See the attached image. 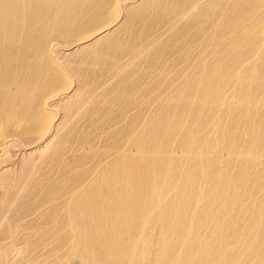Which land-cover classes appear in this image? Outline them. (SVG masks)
<instances>
[{"label": "bare ground", "instance_id": "1", "mask_svg": "<svg viewBox=\"0 0 264 264\" xmlns=\"http://www.w3.org/2000/svg\"><path fill=\"white\" fill-rule=\"evenodd\" d=\"M199 1L0 0V264H264V4Z\"/></svg>", "mask_w": 264, "mask_h": 264}, {"label": "rangeland", "instance_id": "2", "mask_svg": "<svg viewBox=\"0 0 264 264\" xmlns=\"http://www.w3.org/2000/svg\"><path fill=\"white\" fill-rule=\"evenodd\" d=\"M183 1H185L186 3H190V2H195V1H197V0H183ZM201 1H204V3L201 5ZM212 1H214V0H200L199 1V4L198 3H195L194 5H193V7H190V8H187V10H190V9H192V10H194V11H196V12H200V13H196L195 15H194V19H193V21L194 22H198L199 21V19H202L203 21H207L208 20V18H211V17H209V15H208V13H207V11H206V8H210V15H212V14H214L216 11H219V7H215L214 5H212L211 3H212ZM219 1V0H218ZM259 1H261V2H259ZM249 0V2H247V4H250V5H248L247 7H245L246 9H248V8H253V7H256V5H258V4H264V0ZM146 2V1H145ZM144 2V3H145ZM143 3V4H144ZM159 5H161V4H159ZM159 5H157V6H155V7H153L149 12L151 13V15L153 16V18H156V17H158L159 15H158V11H157V8H158V6ZM200 5V6H199ZM173 12H166L165 13V15H164V17L161 19L163 22H165V21H168L172 16H173V14H172ZM201 13H204L205 14V16L207 17V18H204V16H203V14H201ZM177 14H179V13H176V15ZM165 28V27H164ZM162 30V29H161ZM182 37V34L178 37V38H181ZM177 38V39H178ZM191 45H194V43H192ZM174 46H181V43H179V41L178 40H175V42H168L167 44H166V46H165V48L166 49H170V50H172V47H174ZM184 47V46H183ZM193 56V54L191 55V57ZM190 57V58H191ZM179 60H183V62L184 61H187L188 60V58H187V55H184V56H182V57H180L177 61H176V63L179 61ZM70 145H72V144H70L69 142H67L66 143V146L68 147V146H70Z\"/></svg>", "mask_w": 264, "mask_h": 264}]
</instances>
